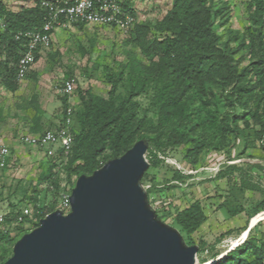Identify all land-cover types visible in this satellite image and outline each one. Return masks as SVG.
Wrapping results in <instances>:
<instances>
[{
    "label": "rangeland",
    "instance_id": "obj_1",
    "mask_svg": "<svg viewBox=\"0 0 264 264\" xmlns=\"http://www.w3.org/2000/svg\"><path fill=\"white\" fill-rule=\"evenodd\" d=\"M0 1L8 10L17 12L32 7L36 0ZM122 1L128 3L125 11H131L134 19L128 30L58 28L51 46L39 51L29 72L18 82L16 92L7 91L0 83V146L6 145L11 152L6 164L0 166V215L30 202L39 176L47 172L49 161L44 154L22 146L18 138L39 134L60 123L64 109L57 90L62 81L75 79V93L71 101L67 100V106L80 107L81 97L94 105L100 103L96 99H107L108 75L122 72L116 95L120 101L127 98L131 89L136 93L131 101L133 107L126 106L127 111L134 113V138L180 128L201 143L193 162L185 157L190 145L158 154L161 165L149 168L146 175L153 179L141 184L145 191L150 190V206L162 223L181 235L186 246L201 250L197 252L201 261L197 263L220 259L240 239L253 217L252 209L264 199V139L256 136L264 122V74L258 72L261 53L251 41L254 26L246 10L248 1L214 0V5L224 7L222 15L213 22L214 32L221 45L236 51L233 57L239 61L238 70L244 73L238 81L248 90L243 108H232L227 103L228 86L222 81H203L194 87L193 114L187 121L171 119L159 110L154 98L156 89L162 86L159 59L148 55L137 42L143 28L148 30V39L161 40L168 35L155 27L170 10L173 0ZM242 113L243 119L237 121L242 137L234 141L233 134L226 130V118ZM92 145L88 135L72 168L83 163ZM109 155L107 150L101 158ZM66 166L63 163L52 171L60 194L71 193L77 179L68 174ZM46 186L42 183L37 189L42 191ZM49 189L47 201L53 195ZM194 201L200 203L207 220L195 234L186 236L175 224L174 216ZM230 209L242 211L230 217L226 213ZM38 225L37 219L30 221L10 235L12 240L0 241V264L11 257L15 242ZM251 235L264 240V219Z\"/></svg>",
    "mask_w": 264,
    "mask_h": 264
},
{
    "label": "trees",
    "instance_id": "obj_2",
    "mask_svg": "<svg viewBox=\"0 0 264 264\" xmlns=\"http://www.w3.org/2000/svg\"><path fill=\"white\" fill-rule=\"evenodd\" d=\"M41 1L36 0L32 7L17 12L8 10L0 1V83L11 93L16 92L19 88L16 78V65L25 50L26 44L23 37L18 39L16 37L29 31L38 30L42 26L45 11L40 5ZM247 1L246 10L254 26L251 41L261 53L258 61L261 67L258 72L263 75L264 5L260 0ZM121 7L124 10L128 9V3L121 1ZM222 8L224 7L214 5V0H173L170 10L155 27L156 30L166 31L168 35L158 40L154 37L148 39L147 28L138 32L140 35H138L137 42L142 50L148 55L157 56L159 59L162 86L156 89L154 98L158 103L159 110L171 119L189 120L193 114L191 103L195 85L214 79H218L228 86L227 103L232 108H243L245 94L248 90L243 83L238 84L244 73L243 70H238L239 61L233 57L236 51L229 50L226 45H221L213 29V22L222 15ZM126 12L132 13L131 11ZM73 26L79 29L84 27L82 24H74ZM37 54L35 61L38 57ZM122 77V72L117 75H108L110 88L106 100L96 99L100 101L99 104L89 105L81 97L82 105L74 107L71 150L67 156L57 153L56 156L47 159L49 161L47 172L39 176L37 184L32 190L30 202L26 204L32 206L35 219L38 221L58 209L60 188L52 180L54 179L52 171L59 168L63 163L67 164L68 174H73L77 178L89 176L108 160L122 156L136 142L141 140L148 145L146 152L148 169L158 168L161 165L162 160L158 154L167 149L190 145L185 155L189 162H193V158L199 152L200 141L189 137L188 133L180 128L162 131L156 135L142 134L134 138V130L132 129L134 113L132 110L127 111L126 106L131 105L133 107L134 104L131 101L136 93H133V89H131L126 99L118 101L116 92ZM61 99L64 109L63 117L68 98L64 96ZM243 116L244 113L241 115L232 114L226 118V130L233 134L234 141L242 137L237 121L243 119ZM60 124L61 121L57 126ZM88 135L92 137L91 150L81 165L72 168ZM256 136L260 140L264 139V122ZM107 150L110 151V155L101 158ZM146 172L140 181L141 184L153 179L149 178ZM42 183H46L47 186L41 191L37 189V186ZM50 187L53 195L47 201ZM148 191L150 192V190ZM148 191L146 190L147 197ZM241 211L230 209L226 213L230 217H235ZM263 211L264 199L254 206L252 216L254 217ZM19 212L20 209L4 215L8 232L5 234L0 232V241L12 240L10 235L13 232H19L21 227L30 222L26 219L22 224H17L16 218ZM206 220L207 217L198 201L192 202L174 216L175 224L186 236L195 234ZM257 224L249 231L246 240L228 251L214 264H264V240L256 239L251 235ZM198 251L201 250L198 249ZM197 254L199 255V253Z\"/></svg>",
    "mask_w": 264,
    "mask_h": 264
},
{
    "label": "water",
    "instance_id": "obj_3",
    "mask_svg": "<svg viewBox=\"0 0 264 264\" xmlns=\"http://www.w3.org/2000/svg\"><path fill=\"white\" fill-rule=\"evenodd\" d=\"M145 141L79 176L70 211L56 210L17 240L3 264H197L196 246L157 217L141 179Z\"/></svg>",
    "mask_w": 264,
    "mask_h": 264
},
{
    "label": "built area",
    "instance_id": "obj_4",
    "mask_svg": "<svg viewBox=\"0 0 264 264\" xmlns=\"http://www.w3.org/2000/svg\"><path fill=\"white\" fill-rule=\"evenodd\" d=\"M122 0H42L41 7L45 11L42 26L35 31H29L16 38L23 37L26 40L25 50L16 65V78L19 81L29 72L35 62V55L43 49H48L52 43V36L56 29L82 24L86 27L114 28L128 30L132 27L134 19L121 7ZM264 5V0H260ZM57 93L61 97H67L71 101L75 93V79L63 80ZM74 106L69 105L61 118V124L56 128L45 130L36 135H22L18 138L22 146L42 152L45 159L61 153L67 156L71 150L73 136L71 133ZM10 157L9 147L0 146V166L6 164ZM70 192L60 194L58 211L66 215L70 211ZM35 212L32 206L23 205L16 218L17 224L24 220L35 221ZM0 232L7 233L4 215H0Z\"/></svg>",
    "mask_w": 264,
    "mask_h": 264
},
{
    "label": "bare ground",
    "instance_id": "obj_5",
    "mask_svg": "<svg viewBox=\"0 0 264 264\" xmlns=\"http://www.w3.org/2000/svg\"><path fill=\"white\" fill-rule=\"evenodd\" d=\"M263 219H264V211L261 212V213H258L254 217H252L248 228L243 231V233L241 234V237H240V239L238 241L233 242L231 244V247L228 250H232L237 245H239V242H242V241L246 240V238L248 237V234H249L250 229H252L258 222H260ZM225 253H227V251ZM225 253H223L222 255H224ZM217 260L218 259H213V260H211L209 262H205V263H202V264H210V262H211V264H214ZM197 264H200V263H197Z\"/></svg>",
    "mask_w": 264,
    "mask_h": 264
},
{
    "label": "crops",
    "instance_id": "obj_6",
    "mask_svg": "<svg viewBox=\"0 0 264 264\" xmlns=\"http://www.w3.org/2000/svg\"><path fill=\"white\" fill-rule=\"evenodd\" d=\"M251 230V229H250Z\"/></svg>",
    "mask_w": 264,
    "mask_h": 264
}]
</instances>
